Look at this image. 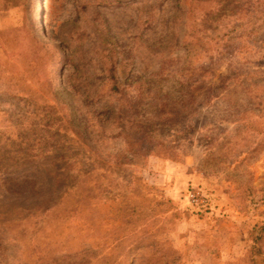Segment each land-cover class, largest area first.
Segmentation results:
<instances>
[{"label": "rangeland", "instance_id": "obj_1", "mask_svg": "<svg viewBox=\"0 0 264 264\" xmlns=\"http://www.w3.org/2000/svg\"><path fill=\"white\" fill-rule=\"evenodd\" d=\"M262 227L264 0H0V264H264Z\"/></svg>", "mask_w": 264, "mask_h": 264}, {"label": "crops", "instance_id": "obj_2", "mask_svg": "<svg viewBox=\"0 0 264 264\" xmlns=\"http://www.w3.org/2000/svg\"><path fill=\"white\" fill-rule=\"evenodd\" d=\"M217 235V234H215ZM243 244V242H242ZM244 246H236L234 244L231 245H218L214 247L213 250L205 249L203 259H199L196 257V264H211L212 262H218L219 264H230L233 261L238 259V253L240 252L239 249L242 247V254L241 256H246L248 251L247 244H243ZM199 259V261H198Z\"/></svg>", "mask_w": 264, "mask_h": 264}, {"label": "built area", "instance_id": "obj_3", "mask_svg": "<svg viewBox=\"0 0 264 264\" xmlns=\"http://www.w3.org/2000/svg\"><path fill=\"white\" fill-rule=\"evenodd\" d=\"M187 200L196 208H205L207 206V200L203 195H201L200 191H189L187 193Z\"/></svg>", "mask_w": 264, "mask_h": 264}, {"label": "trees", "instance_id": "obj_4", "mask_svg": "<svg viewBox=\"0 0 264 264\" xmlns=\"http://www.w3.org/2000/svg\"><path fill=\"white\" fill-rule=\"evenodd\" d=\"M115 82H116V81H115ZM115 84H116V83H115ZM263 230H264V227L261 228V231H262V232H263ZM258 239H259V238H257V237L254 238V245H256V244L258 243ZM254 247H255V246H254ZM255 251L257 252V254H260V250H259V249H256V248H255ZM250 252H251V251L248 250V251H247V254L250 253ZM247 254H246V255H247Z\"/></svg>", "mask_w": 264, "mask_h": 264}, {"label": "bare ground", "instance_id": "obj_5", "mask_svg": "<svg viewBox=\"0 0 264 264\" xmlns=\"http://www.w3.org/2000/svg\"><path fill=\"white\" fill-rule=\"evenodd\" d=\"M44 8H45V6H44Z\"/></svg>", "mask_w": 264, "mask_h": 264}]
</instances>
